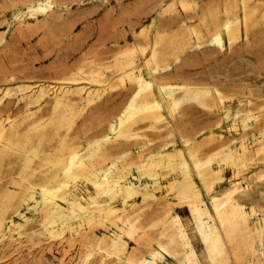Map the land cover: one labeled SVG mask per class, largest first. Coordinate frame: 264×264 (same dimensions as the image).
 Segmentation results:
<instances>
[{
	"label": "rangeland",
	"instance_id": "obj_1",
	"mask_svg": "<svg viewBox=\"0 0 264 264\" xmlns=\"http://www.w3.org/2000/svg\"><path fill=\"white\" fill-rule=\"evenodd\" d=\"M261 146L264 0H0V264H264Z\"/></svg>",
	"mask_w": 264,
	"mask_h": 264
},
{
	"label": "bare ground",
	"instance_id": "obj_2",
	"mask_svg": "<svg viewBox=\"0 0 264 264\" xmlns=\"http://www.w3.org/2000/svg\"><path fill=\"white\" fill-rule=\"evenodd\" d=\"M184 7V5H183ZM243 14H244V21L247 20V9L243 3ZM193 32L196 36H198V31L193 29ZM232 32H229V37H231ZM145 49H139V53L142 55ZM129 53H134V51H130ZM157 54V49L154 47L152 49L151 58L155 59ZM93 67V66H92ZM98 68V67H97ZM95 68V69H97ZM80 73H83V67L79 69ZM94 71H90L92 80L94 76L98 77L100 75V71L96 70V74H92ZM76 72L71 73L73 77ZM97 80V79H96ZM264 147L256 148V154L258 155L260 152L263 153ZM256 178L259 180L264 179V171L259 174H256ZM170 189L172 188V184H170ZM241 186L229 182L228 188L222 194H210V203L212 206L213 214H214V222L210 224L208 221H204L201 219L200 215L203 213L200 211L198 206L194 205L193 203L190 204L189 208L191 213L198 218V223L202 229V239L207 245V247L212 252H218L220 248V235L218 229L215 224L219 225L221 229H225V226L232 225V224H240L243 227L247 226L248 222V214L244 210L241 203L238 201L237 196L242 193ZM112 211L114 209H111ZM132 230L135 229V226L131 227ZM178 237L180 239L186 240V236L182 228H179ZM67 247H71V245H67Z\"/></svg>",
	"mask_w": 264,
	"mask_h": 264
}]
</instances>
